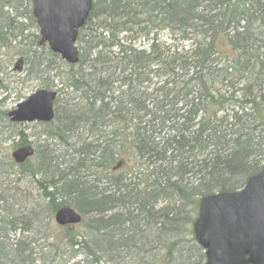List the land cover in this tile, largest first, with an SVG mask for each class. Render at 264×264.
Listing matches in <instances>:
<instances>
[{"label":"trees","instance_id":"16d2710c","mask_svg":"<svg viewBox=\"0 0 264 264\" xmlns=\"http://www.w3.org/2000/svg\"><path fill=\"white\" fill-rule=\"evenodd\" d=\"M20 18L37 27L31 0H0V49L29 77L55 71L42 85L55 118L38 124L73 153L60 162L44 142L23 165L9 158L48 180L43 202L20 181L0 192V264H205L199 199L264 166V0H95L75 65L22 38ZM22 125L10 122L15 148L32 143ZM65 206L79 225L55 223Z\"/></svg>","mask_w":264,"mask_h":264},{"label":"water","instance_id":"95a60500","mask_svg":"<svg viewBox=\"0 0 264 264\" xmlns=\"http://www.w3.org/2000/svg\"><path fill=\"white\" fill-rule=\"evenodd\" d=\"M40 28L41 43L69 64L79 61L76 45L94 0H31ZM22 69V59L14 66ZM1 83V78H0ZM55 91L40 89L9 112L13 122H50L54 119ZM35 153L32 145L12 152L18 164ZM82 216L72 207H62L55 221L62 225L80 223ZM193 235L206 255L205 264H264V167L238 190H222L200 198Z\"/></svg>","mask_w":264,"mask_h":264},{"label":"rangeland","instance_id":"374dc122","mask_svg":"<svg viewBox=\"0 0 264 264\" xmlns=\"http://www.w3.org/2000/svg\"><path fill=\"white\" fill-rule=\"evenodd\" d=\"M20 21L26 25V30L22 35V38L26 37V41H28V43L32 42V35L39 34L38 26L35 27L29 20L24 18H20ZM162 35L164 37L168 36L165 32L162 33ZM14 44L15 43H13V45ZM18 57L19 55L14 56L12 51H7L5 48L0 49V75L3 80L2 84L0 85V192L3 193L9 183L14 185L15 181H20L19 188L22 194L32 199V203L33 200L34 202H38V199H41V202H43L41 193L38 189L39 186L37 181L48 180V178L40 179L42 176H23L22 174H17V170L12 169L13 167L9 166V158L13 149L15 148L14 141L17 139L15 140L14 136L12 135L14 132L10 126V120L2 113L4 112L7 114L9 111L13 110L19 102L25 100L36 90L43 88L42 85L44 81H48V83H50L55 80L53 77L55 71H52L50 75L45 73L42 75L43 77H39L41 73H39L38 77H35L34 75L29 77L27 74L28 65L24 66L22 72L13 71V65ZM49 59L52 67L61 65L56 57L52 56ZM10 61L11 63H9ZM61 71L63 70L61 69ZM19 130L23 131L28 140L31 141L34 146L45 142L50 143L51 146H54V148L58 149V154H60V162L71 158L73 150H68L64 144H61L60 141L55 139L49 138L46 141L45 136H41L43 127L38 123H25L19 127ZM76 141L77 138L75 137L71 142L77 143ZM36 243L38 245L41 243V240L37 241ZM37 251H39V249H37ZM78 259L79 257L77 260ZM73 262L74 261L71 263Z\"/></svg>","mask_w":264,"mask_h":264},{"label":"bare ground","instance_id":"6f19581e","mask_svg":"<svg viewBox=\"0 0 264 264\" xmlns=\"http://www.w3.org/2000/svg\"><path fill=\"white\" fill-rule=\"evenodd\" d=\"M36 246H37V247H43V246H45V245H44L43 242L41 241V243H39L38 245H37V243H36Z\"/></svg>","mask_w":264,"mask_h":264}]
</instances>
